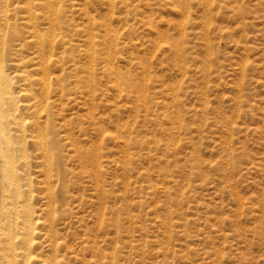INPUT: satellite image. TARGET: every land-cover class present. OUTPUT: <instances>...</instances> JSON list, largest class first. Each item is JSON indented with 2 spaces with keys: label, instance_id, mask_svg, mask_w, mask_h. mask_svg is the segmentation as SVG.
<instances>
[{
  "label": "rangeland",
  "instance_id": "obj_1",
  "mask_svg": "<svg viewBox=\"0 0 264 264\" xmlns=\"http://www.w3.org/2000/svg\"><path fill=\"white\" fill-rule=\"evenodd\" d=\"M1 3L29 264H264V0Z\"/></svg>",
  "mask_w": 264,
  "mask_h": 264
},
{
  "label": "bare ground",
  "instance_id": "obj_2",
  "mask_svg": "<svg viewBox=\"0 0 264 264\" xmlns=\"http://www.w3.org/2000/svg\"><path fill=\"white\" fill-rule=\"evenodd\" d=\"M51 8L53 9V7ZM28 10L31 9L29 8ZM4 12L5 10L2 8V3L0 0V264H29L30 259L32 257V249L34 244L33 241L35 238L34 237L36 230L35 223L38 221V218L37 216L35 217L36 211H32V208L28 204V201L24 199L25 194L21 190L22 187L19 184V175L15 171L14 154H13L15 150L14 147L16 143L18 145L21 144V141L19 139V136H17V134L16 136H14L11 133L12 132L11 125L16 126L19 132H21L22 135H24L28 128H24L23 122L19 123L20 121H22L20 120V118L23 117L22 111L25 109L31 110L34 107V105L27 104L23 106L24 107L23 109L18 104V102H16L14 93H11L13 78L10 77V75L6 74L5 68L2 65L3 59L1 56L2 54L6 53L8 49L10 50L14 49L16 53H18L19 51H21L23 44L21 43L22 40L19 39L20 35L18 34H16L17 35L16 37L11 36L9 43H5L6 38H4V35L6 33L4 34V28H6V30L7 28H9V23H8L9 21L7 19H3V17L1 16V14H4ZM29 12L33 13V11H29ZM31 18H33V15ZM89 40H92V38L88 39V41ZM39 41L38 43L41 44V42ZM89 44L91 45L90 42ZM42 53H44L43 50L40 54ZM113 58L115 59V57ZM43 59H44V55H43ZM117 72L119 71L117 70ZM43 84L44 87H46L47 85L46 79L43 80ZM16 127L14 128L16 129ZM35 133H36L35 137L38 139L40 138V140H42L44 138V134H46L38 124L35 125ZM40 142H41L40 147L45 151L43 152L45 154L48 153L50 148V142L49 143L48 142L45 143L43 141ZM47 155H45V157ZM48 209L45 208L41 210L42 211L41 213H47ZM52 234L54 235V232ZM51 260L53 261V263L49 262L51 264H60L55 255L51 258Z\"/></svg>",
  "mask_w": 264,
  "mask_h": 264
}]
</instances>
